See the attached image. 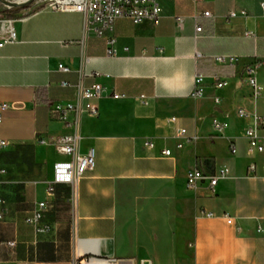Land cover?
<instances>
[{
  "label": "crops",
  "instance_id": "1",
  "mask_svg": "<svg viewBox=\"0 0 264 264\" xmlns=\"http://www.w3.org/2000/svg\"><path fill=\"white\" fill-rule=\"evenodd\" d=\"M261 2L164 0L157 25L116 22L115 56L103 38L85 36L80 13L39 7L14 18L17 42L0 47V103L10 106L0 123V139L9 143L0 150L4 184L9 180L0 186V241L16 246H0V264H77L86 256L117 264H264V152L249 153V122L236 116L239 107L264 115V92L253 104L243 77L246 66L264 60ZM232 11L247 16L229 20ZM204 12L214 18L195 21ZM219 55L239 62L215 64ZM95 72L102 76H88ZM197 75L205 77L202 99L191 97ZM216 77L228 86L216 89ZM257 77L264 89V64ZM94 83L104 92L93 102L98 116L82 119L80 152L94 149L95 167L80 181L73 207L68 186L47 196L53 166L65 158L39 140L68 132L50 118L48 103L86 105L82 88ZM114 93L127 98L115 100ZM215 117L230 124L223 134L212 127ZM180 129L197 141L179 139ZM146 141L155 148H145ZM165 149L171 157L162 155ZM225 166L232 177L215 190L208 182L187 189L188 171L213 174ZM41 201L53 206L43 220L48 234L26 223Z\"/></svg>",
  "mask_w": 264,
  "mask_h": 264
},
{
  "label": "built area",
  "instance_id": "2",
  "mask_svg": "<svg viewBox=\"0 0 264 264\" xmlns=\"http://www.w3.org/2000/svg\"><path fill=\"white\" fill-rule=\"evenodd\" d=\"M164 0H34L45 9L55 12L64 13H80L84 16V34L85 36L95 35L103 38L108 46V55L115 56V45L117 42L115 36V25L119 19H129L134 25L138 26L145 22H150L157 25L162 16V2ZM264 11V2L260 4ZM246 17V11H232L228 15V19L237 17ZM201 18L213 19L211 12H204L202 15H197L195 21ZM179 23H183V19H178ZM5 26V30L0 33V47L6 44H14L17 42V32L15 29V20L6 19L1 22ZM196 32H203L200 25L196 26ZM212 61L220 65H236L239 58L235 56L219 55L214 56ZM264 64V60L257 59L255 63L248 65L244 69V81L251 90L250 99L253 104H256L262 97L264 89L258 81V70ZM59 69L63 72H70V68L64 65H59ZM85 76V75H84ZM92 78L101 77L102 74L95 72L88 75ZM62 87H69L68 82H62ZM228 86V82L219 77L215 78L214 87L223 89ZM81 86V83L79 84ZM104 92V86L100 83H94L90 87L82 88V100L86 105L79 103H48L50 118L63 125V128L68 132L49 136L39 140V144L46 147L54 148L57 154L65 159L59 161L53 166V175L46 182V193L48 197H53L56 194L58 186H68L70 188V203L74 207L78 201V187L80 181L95 167V150L90 149L86 153L80 152L82 141L81 124L85 115L97 117L99 114L98 107L93 103L98 100ZM205 77L197 75L194 82V89L191 97L194 99H202L205 97ZM115 100L127 98L124 94H112ZM141 101L146 103V97L141 96ZM220 98H214V103L219 104ZM6 103H0V123L2 122L3 113L9 109ZM236 116L241 120H248V125L244 129V137L249 145L250 154H262L264 152V115H261L256 109L250 111L245 107H239L236 110ZM175 122L176 118H172ZM213 129L220 134H223L230 128L227 121H222L215 117L212 120ZM178 138L185 139L187 143L197 141V137H188L186 129L178 131ZM9 143L0 139V150L6 149ZM145 148L154 149L153 141H146ZM183 144L177 145L178 149L183 148ZM231 153L236 154L237 148L230 145ZM165 157H171L172 151L165 149L162 151ZM250 173L256 172V164L251 163L248 167ZM7 175V170L0 167V186L4 184L3 177ZM232 177L231 170L228 167H222L216 170L213 174H205L198 168L188 171L186 175V187L189 191H194L200 187L201 183L208 182L210 190H215L218 183L223 180H228ZM4 200L0 197V205H4ZM53 209L49 201H41L36 204L31 214L26 218V223L32 226L38 234H48L51 232V227L43 223L47 213ZM207 216L212 217V213ZM3 219V214H0V220ZM229 222H231L229 220ZM6 245L9 248L16 246L15 241L2 242L0 246ZM116 259H97L95 257L86 256L77 261V264H117Z\"/></svg>",
  "mask_w": 264,
  "mask_h": 264
},
{
  "label": "rangeland",
  "instance_id": "3",
  "mask_svg": "<svg viewBox=\"0 0 264 264\" xmlns=\"http://www.w3.org/2000/svg\"><path fill=\"white\" fill-rule=\"evenodd\" d=\"M17 1L18 0H0V33H2L5 29V27L1 23L4 20L8 18H18V16L21 14L22 11H25V10L31 11V10H35L41 7L39 4H36L34 1L28 2L24 5H19L17 7L11 6L10 3L17 2ZM37 167H38L37 169H38L39 182L44 183L46 180V177H44L46 164L45 163L37 164ZM14 176L15 175H12L11 179H14ZM8 181L9 180H7V183L4 184L5 186L9 185ZM190 255L191 254L188 253L189 258L191 257Z\"/></svg>",
  "mask_w": 264,
  "mask_h": 264
},
{
  "label": "bare ground",
  "instance_id": "4",
  "mask_svg": "<svg viewBox=\"0 0 264 264\" xmlns=\"http://www.w3.org/2000/svg\"><path fill=\"white\" fill-rule=\"evenodd\" d=\"M29 0H18L17 2H13V3H10L11 6H14V7H17L19 5H24L25 3H27ZM4 26V24H3ZM5 27V26H4ZM5 30V29H4Z\"/></svg>",
  "mask_w": 264,
  "mask_h": 264
},
{
  "label": "water",
  "instance_id": "5",
  "mask_svg": "<svg viewBox=\"0 0 264 264\" xmlns=\"http://www.w3.org/2000/svg\"><path fill=\"white\" fill-rule=\"evenodd\" d=\"M32 1H34V0H29L28 2H32ZM28 2H27V3H28ZM25 4H26V3H25Z\"/></svg>",
  "mask_w": 264,
  "mask_h": 264
},
{
  "label": "trees",
  "instance_id": "6",
  "mask_svg": "<svg viewBox=\"0 0 264 264\" xmlns=\"http://www.w3.org/2000/svg\"><path fill=\"white\" fill-rule=\"evenodd\" d=\"M9 19H14V18H9Z\"/></svg>",
  "mask_w": 264,
  "mask_h": 264
}]
</instances>
